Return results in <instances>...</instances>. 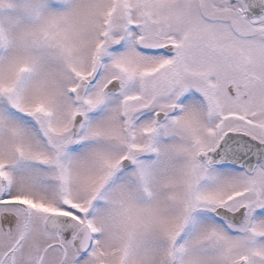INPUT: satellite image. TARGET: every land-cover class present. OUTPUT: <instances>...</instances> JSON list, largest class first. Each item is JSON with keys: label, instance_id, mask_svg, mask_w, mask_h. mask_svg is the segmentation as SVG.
<instances>
[{"label": "snow or ice", "instance_id": "6c2138e0", "mask_svg": "<svg viewBox=\"0 0 264 264\" xmlns=\"http://www.w3.org/2000/svg\"><path fill=\"white\" fill-rule=\"evenodd\" d=\"M0 264H264V0H0Z\"/></svg>", "mask_w": 264, "mask_h": 264}]
</instances>
